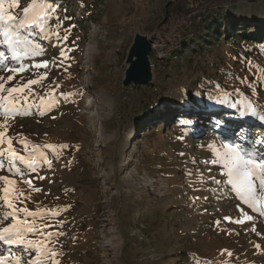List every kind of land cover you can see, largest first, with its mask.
<instances>
[{
  "label": "rangeland",
  "instance_id": "374dc122",
  "mask_svg": "<svg viewBox=\"0 0 264 264\" xmlns=\"http://www.w3.org/2000/svg\"><path fill=\"white\" fill-rule=\"evenodd\" d=\"M31 2L20 0L10 11L24 19L22 9ZM47 2L57 11L43 30H21L28 43L18 49V59L0 36V77H15L4 80L5 87L38 81L0 101V151L6 153L11 139L17 155L36 160V171L16 161L23 174L9 172L5 155L0 175L15 181L17 209L42 214L18 212L17 218L43 233L26 239L44 240L45 248L58 253L44 256L46 264H176L168 259L180 253L187 264H264V215L243 205L227 184L223 163H212L225 144H241L253 156L264 153V121L244 114L249 101L264 114V53L251 52L264 43V0L226 5L225 17L232 12L242 29L239 43L221 38L204 55L186 57L175 50L188 43L177 0ZM71 11L81 23L65 18ZM135 31L153 42L154 80L124 87ZM89 48L91 56L85 55ZM45 61L46 67H36ZM20 66L22 72L7 71ZM9 101L18 111L5 115ZM146 130L159 138L150 141ZM3 195L0 217L10 211ZM11 223L9 218L0 228ZM9 247L22 255L23 245L3 242L0 253Z\"/></svg>",
  "mask_w": 264,
  "mask_h": 264
},
{
  "label": "snow or ice",
  "instance_id": "6c2138e0",
  "mask_svg": "<svg viewBox=\"0 0 264 264\" xmlns=\"http://www.w3.org/2000/svg\"><path fill=\"white\" fill-rule=\"evenodd\" d=\"M5 4L8 5L5 8ZM37 0H32L26 7H23L22 11L24 14V19L18 20L17 17L10 11L12 8H17L20 6V0H0V36H2L3 43L7 44L9 49L12 51V59H18L21 56V52L18 50L20 46L26 45L28 43V38L22 35L21 30L26 28H31L33 25L40 27L43 30V25L49 18L50 13H54L57 9L53 4L48 3L47 0H40V12L36 13ZM31 15V19H29ZM66 19H71L70 17H65ZM67 39V36L64 37ZM27 54V53H25ZM61 56H64V52L61 51ZM0 65H4V53H0ZM47 62L44 64H37L36 67H46ZM6 67V65H5ZM23 66L19 68H7L9 73L22 72ZM43 78V77H42ZM15 79L14 75L9 74L6 77H0V93L7 92L8 96L0 95V101L8 100V97L13 93L23 92L24 89L28 88L30 85L38 83L35 79H30L22 87H5L4 80L13 81ZM4 105L0 103V108ZM15 105L9 101V106L5 108V115L8 113L17 112ZM245 115H251L258 117L259 120L264 121V114H259L256 107L249 103L244 108ZM54 118V117H53ZM5 132L0 131V143L3 142V137ZM8 149L5 151H0V157L7 155L9 172L14 174H23L21 170L17 168L16 161H20L27 165L28 169L35 172L34 167L36 160H29L24 156L17 155V153L12 148L13 141L9 139L7 141ZM264 144V140H261ZM48 147H52L49 145ZM62 147H68L63 145ZM224 151H216L217 159L213 160L212 163L222 162L224 167L227 169L226 175L228 177L227 184L231 186V190L235 192L239 200L243 202V205H247L252 211L258 212L260 215H264V203L257 207L258 201H264V153L260 156H253L250 152L245 150L241 144H225L223 145ZM48 167L51 168L52 161L45 159ZM3 163H0V168H3ZM44 179V177H40ZM0 181L3 182L4 187L0 189L3 192V204L10 211H7L0 217V223H4L9 218H11L12 223L8 227L0 228V242L6 245H23L21 249L22 255L17 256L16 253L12 252L11 247L6 249V253H0V264H5L9 261V256L13 258V264H46L42 259L44 256L56 257L58 253L55 250L45 248L44 240L26 239L27 234L35 233L36 235H42L40 229L35 227L34 223H29L26 219L20 220L17 218L18 212H23L26 216L36 217L42 215L41 213H35L30 211L28 208L17 209L14 206L13 200L16 197L12 196L13 191L12 185L15 183L8 175H0ZM31 184V181H26ZM258 182V186H257ZM213 183L220 184L221 181L213 179ZM258 190L259 193L258 194ZM40 191V189H36ZM22 195V194H21ZM242 207V205H241ZM227 219V217L225 218ZM247 219L251 221L253 217L251 215L247 216ZM239 222V221H238ZM219 224L220 221H215ZM49 225H45L48 227ZM59 235H62L60 233ZM50 238V234H49ZM256 248H261L262 245H255ZM35 255V259L31 258ZM232 255V253H227ZM27 255L28 259H24ZM56 264H59L57 261Z\"/></svg>",
  "mask_w": 264,
  "mask_h": 264
},
{
  "label": "trees",
  "instance_id": "16d2710c",
  "mask_svg": "<svg viewBox=\"0 0 264 264\" xmlns=\"http://www.w3.org/2000/svg\"><path fill=\"white\" fill-rule=\"evenodd\" d=\"M177 1L178 4L175 9V12L179 17L181 16L182 19L185 20L184 21L185 23L181 27V30L183 31V34H187L188 37V43L184 42V44L178 43L176 45V49H175L176 53L183 55L182 57H186V55L188 54L194 56L195 53H199L200 56L204 55L205 53L203 51L206 50L210 44L213 45L214 42L220 44L222 42L221 38L225 39L227 42L233 40L234 43H239L241 41L239 39L242 38V34H241L242 29L238 25L237 16L233 15V13L230 12L225 17L226 13L224 11L226 10L227 4H230V6L233 9H235L239 0H177ZM61 4L63 6H66V2L64 1H61ZM67 7L69 9V6ZM70 8L71 10L73 9V7L71 6ZM69 14L72 22L81 23V21L75 20V16H74L75 13L73 11H71ZM82 16L85 20H90L91 18L90 15L88 14L85 15L84 12ZM229 27L231 29H229ZM32 39L35 41L33 43L43 44V42L39 39H34V38ZM263 49H264V43L255 44L251 52L260 50L262 51V53H264ZM64 100L68 101L69 99L65 97ZM183 118L187 119L184 116ZM178 123L180 124V122ZM145 132L147 138L150 141L159 138L158 136L159 134L150 136L148 134V130H146ZM56 167L62 168L60 164L57 165ZM100 210L98 209L94 211L100 212ZM185 257H186L185 254L180 253L174 258L169 257L168 260L170 263H173L172 259H175L176 264H187L188 261L186 263ZM187 257L190 258L192 257V255L187 254Z\"/></svg>",
  "mask_w": 264,
  "mask_h": 264
},
{
  "label": "water",
  "instance_id": "95a60500",
  "mask_svg": "<svg viewBox=\"0 0 264 264\" xmlns=\"http://www.w3.org/2000/svg\"><path fill=\"white\" fill-rule=\"evenodd\" d=\"M153 42L138 31H135V37L130 46L126 65L127 69L123 78V85L150 84L154 80L150 55L153 52Z\"/></svg>",
  "mask_w": 264,
  "mask_h": 264
},
{
  "label": "bare ground",
  "instance_id": "6f19581e",
  "mask_svg": "<svg viewBox=\"0 0 264 264\" xmlns=\"http://www.w3.org/2000/svg\"><path fill=\"white\" fill-rule=\"evenodd\" d=\"M94 53H92L91 52V49L89 48L87 51H86V53H85V55H87V56H91V55H93Z\"/></svg>",
  "mask_w": 264,
  "mask_h": 264
}]
</instances>
